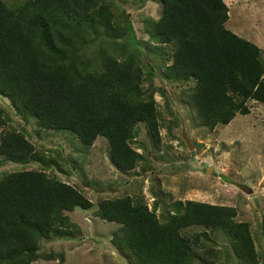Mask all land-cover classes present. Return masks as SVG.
<instances>
[{"label":"trees","instance_id":"16d2710c","mask_svg":"<svg viewBox=\"0 0 264 264\" xmlns=\"http://www.w3.org/2000/svg\"><path fill=\"white\" fill-rule=\"evenodd\" d=\"M129 1L0 0V97L41 131L70 132L87 147L104 136L124 174L150 169L140 139L161 150L164 107L170 126L181 127L183 108L213 131L249 115V101L264 106L263 52L227 29L224 0H153L162 10L143 19L147 39L135 35L121 5ZM11 122L0 104V166L10 167L0 173V264L65 263V252L44 242L83 234L69 216L77 208L119 225L111 242L129 264H264L263 222L253 233L236 208L192 200H173L163 220L156 205L131 196L93 202L80 185L49 174L54 164L64 172L63 163L45 161ZM39 160L46 169L10 171Z\"/></svg>","mask_w":264,"mask_h":264},{"label":"rangeland","instance_id":"374dc122","mask_svg":"<svg viewBox=\"0 0 264 264\" xmlns=\"http://www.w3.org/2000/svg\"><path fill=\"white\" fill-rule=\"evenodd\" d=\"M5 1L13 4L17 0ZM224 1L229 6L227 29L258 45L264 57V0ZM121 5L131 15L136 37L147 39L148 35L141 29L142 21L147 17L158 18L162 10L160 3L149 0L138 4L130 0L127 5ZM157 102L164 105L160 97ZM0 104L11 115L13 126L26 129V137L38 152L44 154L45 161L56 158L63 163L64 172H60L55 164L47 172L80 185L93 202L98 196H131L144 201L150 210L156 205L157 215L163 220L164 210H170L167 206L173 200H192L236 208L238 219L250 223L253 233L260 223H264V106L261 104L249 101V115H238L227 127L213 131L190 121L183 108L179 112L181 127L170 126L172 118L164 107L161 111V150H153L149 140L142 135L144 138L140 140L148 146L147 154L151 152L146 165V169L148 166L150 169L144 171V167L139 165L130 174L121 173L114 166L108 153L109 142L105 138L99 137L96 146L89 150L70 132L39 130L35 120L17 113L8 99L0 97ZM4 129L11 130V127L7 125ZM183 129L192 149L183 139ZM13 165L12 172L46 169V164L39 161ZM172 166L180 168L175 170ZM8 168L0 166V173ZM69 216L72 222L86 227L83 234L77 239L44 242V249L48 252L64 251L65 263L39 261L34 264H129L111 242V236L119 225L104 222L80 208L70 212ZM223 241L225 245L228 243ZM261 244L264 251L262 239Z\"/></svg>","mask_w":264,"mask_h":264},{"label":"water","instance_id":"95a60500","mask_svg":"<svg viewBox=\"0 0 264 264\" xmlns=\"http://www.w3.org/2000/svg\"><path fill=\"white\" fill-rule=\"evenodd\" d=\"M183 139H184V140H185V142L188 144L189 148H191V149H192V144H191V142H190L189 138L187 137V134H186V132H185V130H184V129H183ZM210 169H211V168H209V169L207 170V172H209V171H210Z\"/></svg>","mask_w":264,"mask_h":264},{"label":"clouds","instance_id":"9594fccd","mask_svg":"<svg viewBox=\"0 0 264 264\" xmlns=\"http://www.w3.org/2000/svg\"><path fill=\"white\" fill-rule=\"evenodd\" d=\"M235 34V33H234ZM237 35V34H236ZM238 36V35H237ZM240 37V36H239ZM241 38V37H240ZM245 39V38H244ZM247 40V39H246ZM249 41V40H248ZM249 42H251V41H249ZM252 43V42H251ZM255 44V43H254ZM256 45V44H255ZM256 46H258V45H256ZM259 47V46H258ZM260 48V47H259ZM261 49V48H260ZM261 51H262V49H261ZM99 137H103V138H105L104 136H99ZM99 137H97V139L95 140V142L93 143V145L92 146H89V150L90 149H93L94 148V145L96 146V143H97V140H98V138ZM106 139V138H105ZM107 140V139H106ZM109 153V152H108ZM39 162H42L41 160H39ZM39 262V261H38ZM37 263V262H36Z\"/></svg>","mask_w":264,"mask_h":264}]
</instances>
